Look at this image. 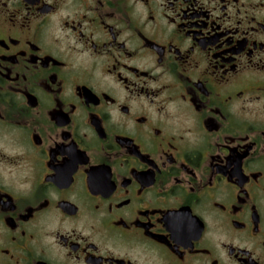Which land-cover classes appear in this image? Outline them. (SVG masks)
Instances as JSON below:
<instances>
[{"label":"flooded vegetation","instance_id":"obj_1","mask_svg":"<svg viewBox=\"0 0 264 264\" xmlns=\"http://www.w3.org/2000/svg\"><path fill=\"white\" fill-rule=\"evenodd\" d=\"M0 264H264V0H0Z\"/></svg>","mask_w":264,"mask_h":264}]
</instances>
